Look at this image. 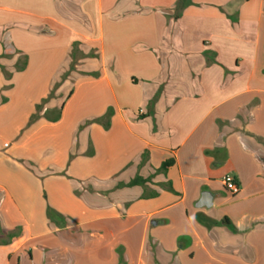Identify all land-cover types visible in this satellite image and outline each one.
<instances>
[{"label":"crops","instance_id":"1","mask_svg":"<svg viewBox=\"0 0 264 264\" xmlns=\"http://www.w3.org/2000/svg\"><path fill=\"white\" fill-rule=\"evenodd\" d=\"M0 264H264V0H0Z\"/></svg>","mask_w":264,"mask_h":264},{"label":"built area","instance_id":"2","mask_svg":"<svg viewBox=\"0 0 264 264\" xmlns=\"http://www.w3.org/2000/svg\"><path fill=\"white\" fill-rule=\"evenodd\" d=\"M224 188L232 196H237L240 194L241 187L238 179L233 175H226L222 180Z\"/></svg>","mask_w":264,"mask_h":264},{"label":"trees","instance_id":"3","mask_svg":"<svg viewBox=\"0 0 264 264\" xmlns=\"http://www.w3.org/2000/svg\"><path fill=\"white\" fill-rule=\"evenodd\" d=\"M26 66H27V57H25V60H24V64H23V66H18V64L16 65V70H17V71H22V70H24V69L26 68ZM7 76H8V78H9V77H10V74H8ZM41 107H42V106L39 105V106H38V110L41 109ZM109 115H110V114H109ZM109 115H108V116H109ZM60 118H61V111H58V114H57V116H56V118H55V121L59 120ZM173 163H174L173 160H170V161H168V162H165V163L163 164V166H162V170H165L168 166L172 165ZM139 183H143V181L140 180V179H137V180L131 182V185H136V184H139Z\"/></svg>","mask_w":264,"mask_h":264},{"label":"water","instance_id":"4","mask_svg":"<svg viewBox=\"0 0 264 264\" xmlns=\"http://www.w3.org/2000/svg\"><path fill=\"white\" fill-rule=\"evenodd\" d=\"M212 199H213L212 195L209 192H205L203 193L202 198L198 202L197 206L198 207H203V206L210 207L212 205Z\"/></svg>","mask_w":264,"mask_h":264},{"label":"rangeland","instance_id":"5","mask_svg":"<svg viewBox=\"0 0 264 264\" xmlns=\"http://www.w3.org/2000/svg\"><path fill=\"white\" fill-rule=\"evenodd\" d=\"M9 57H10V55H9ZM8 60H9V59H8ZM24 60H25L24 57H19L18 62H17L18 66H22V65L24 64ZM17 64H16V65H17ZM53 94H54V93H53ZM53 94H52V95H53ZM4 140H7V141H8L9 139H4ZM10 142H11V141H10ZM10 142H9V143H10ZM226 194H227V193H226ZM227 197L233 198L231 195H228V194L225 195L223 198H224V199H227ZM235 197H236V196H235ZM234 201H235V200H231V201H229V202H228V203H229L228 206L231 205L230 202H234Z\"/></svg>","mask_w":264,"mask_h":264}]
</instances>
